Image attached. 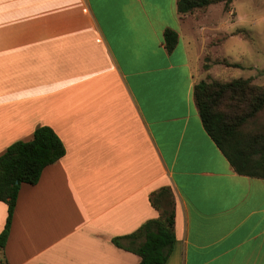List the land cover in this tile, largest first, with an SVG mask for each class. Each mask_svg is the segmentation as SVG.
I'll return each instance as SVG.
<instances>
[{
  "label": "crops",
  "instance_id": "0c3cea01",
  "mask_svg": "<svg viewBox=\"0 0 264 264\" xmlns=\"http://www.w3.org/2000/svg\"><path fill=\"white\" fill-rule=\"evenodd\" d=\"M177 1L0 0V155L43 125L66 146L22 184L0 264H139L114 238L161 217L163 188L166 264H264V179L237 173L203 126L206 27ZM7 215L0 200V234Z\"/></svg>",
  "mask_w": 264,
  "mask_h": 264
},
{
  "label": "trees",
  "instance_id": "16d2710c",
  "mask_svg": "<svg viewBox=\"0 0 264 264\" xmlns=\"http://www.w3.org/2000/svg\"><path fill=\"white\" fill-rule=\"evenodd\" d=\"M232 1L178 0L177 9L181 18L197 17L209 6L220 2H225L228 10ZM164 40L166 49L172 52L179 42V34L168 28ZM227 65L239 66L238 63ZM205 68L209 70L210 65ZM194 97L205 130L235 171L264 179V127L257 122L264 112V85L253 84L251 79L244 78L227 82L201 80L195 84ZM253 123L255 126L249 127ZM65 154L66 146L60 136L51 127L43 125L35 130L32 139L16 141L0 155V200L8 206L6 224L0 234V252L10 235L22 184H37L44 169ZM151 200L154 206L162 209L161 217L147 221L130 235L114 238V242L139 255V264H166L176 243L175 202L168 188L152 195ZM140 238L143 241L136 243ZM122 239L129 240V244H123Z\"/></svg>",
  "mask_w": 264,
  "mask_h": 264
},
{
  "label": "rangeland",
  "instance_id": "374dc122",
  "mask_svg": "<svg viewBox=\"0 0 264 264\" xmlns=\"http://www.w3.org/2000/svg\"><path fill=\"white\" fill-rule=\"evenodd\" d=\"M225 5L216 3L201 16H192L206 27L202 60L193 58L196 75L208 82L244 78L264 85V0H233L228 10ZM207 64L209 70L205 68ZM257 122L264 127V112ZM254 123L248 126L254 127Z\"/></svg>",
  "mask_w": 264,
  "mask_h": 264
}]
</instances>
